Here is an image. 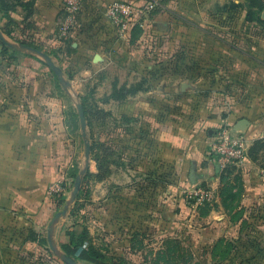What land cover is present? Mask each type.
Masks as SVG:
<instances>
[{"label":"crops","instance_id":"0c3cea01","mask_svg":"<svg viewBox=\"0 0 264 264\" xmlns=\"http://www.w3.org/2000/svg\"><path fill=\"white\" fill-rule=\"evenodd\" d=\"M4 1L9 10L0 11V32L10 42L23 44L29 41L32 43L28 46L39 44L45 50L48 48V56L61 69L64 79L67 78L69 88L66 91L61 84L60 87L56 84V76L45 63L40 62L39 57L12 50L0 42V264H64L49 249L47 241V228L57 213L56 200L48 194V186L65 178L78 161L76 155L80 125L78 130H74L69 124V115L74 111L70 88L75 87V80H79L80 76L86 75L84 80L91 82L99 69H105L107 65L119 63V66L125 67L133 63L132 67L137 72H132L141 73L138 75L141 81L129 85L113 82L106 97L112 93L114 83H117V87H124L125 94L133 87L138 90L134 94H127L124 100L110 99L105 103L99 101L96 105L105 111L117 108L121 116L130 114L126 117L128 120L134 118L138 129L133 140L125 138L127 128L124 132L120 130L119 161L117 164L107 161L104 188L107 187L108 191L112 188L113 192L121 187L116 176L124 181V177L143 175L147 171L137 165L129 166L133 154L136 160L149 158L150 174L158 175L160 149L173 159L177 157L188 164L191 186L203 182H210V187L219 186L216 168L209 156L210 145L214 141V132L220 126L229 125V119L217 117L209 120L214 124L198 126L191 119L189 122L184 118L183 124L172 125L169 119L164 121V115L169 116L176 107L175 88L155 87L154 82H157L160 75L168 79L186 78L188 81L180 84V90L186 91L184 96L190 95L192 98L202 94L203 91H199L201 82L207 81L209 84L202 89L208 92L214 90V95L209 97L208 109L218 112L226 108L240 109V104L234 102L213 103L215 95L221 90L215 93L210 84L217 80L225 84L226 80L232 78L246 80L245 72H240L237 66L240 62L247 65L250 60L254 62L253 51L256 46L259 44L264 47V9L257 11L255 7L250 8L248 0H166L169 3L166 12L156 11L149 16L150 20H139L126 38L118 43V36L111 41L110 38L102 40V37H106L104 34H99L100 40L95 38L88 41L83 37L81 29H78L83 25L79 17L93 0H81L82 10L70 39L66 41L57 39V30L64 16V0ZM248 12L256 13L253 20L246 19ZM195 18L199 22H195ZM102 20L97 18L91 25L93 30L105 28L101 24ZM147 23L153 35L150 42L144 45L149 48L147 55H151L149 58L145 56L144 59H137L131 54L135 53L138 46L143 47ZM159 36L166 39V48L171 52L183 47L184 70H178L175 56L171 61L168 60L169 67L164 73L159 74L155 70L153 60L156 52L161 53L162 57L171 56L168 53L165 55V51L161 52L165 48L160 47L164 39L154 41ZM113 45L120 46L114 55L110 51ZM240 45L247 51H242ZM3 47L7 52L4 53ZM144 67L146 71L142 70ZM67 70H71L74 81L68 79ZM92 91L95 93L94 88ZM85 93L81 91L82 95ZM239 120H231V127ZM252 129L255 127L252 126L248 134L255 135L257 132H251ZM110 143L113 146L115 141ZM89 158L87 169L95 180L99 169L91 155ZM97 184H93L95 188ZM253 190L252 182L247 179L244 191L248 196L241 201L242 206L254 204L255 200L249 198ZM67 198L68 192L65 194L66 201ZM229 217L218 199L215 208L204 217L207 232L211 231L216 238H235L240 234V223L247 219L259 225L258 229L262 231L258 239L264 240V216L256 217L253 214L234 222ZM69 225V213L59 218L54 225L53 241L61 253L62 245L69 243L65 232L73 231L71 228L66 230ZM208 226L215 229H208ZM226 227L231 231L221 229Z\"/></svg>","mask_w":264,"mask_h":264},{"label":"rangeland","instance_id":"374dc122","mask_svg":"<svg viewBox=\"0 0 264 264\" xmlns=\"http://www.w3.org/2000/svg\"><path fill=\"white\" fill-rule=\"evenodd\" d=\"M111 1L128 0H93L89 6L84 8L79 17L83 25L78 26V29H81V33H83L86 40L90 41L95 38L100 40L99 34L106 36L102 37V40L110 38L109 41H111L118 36L116 42L119 43L125 39L104 17L105 8ZM151 2L155 5L154 9L147 13H141L140 16H137L136 22L142 19L147 21L153 12L167 11L166 6L169 3L166 0H137L131 3L143 12ZM97 18L104 19L101 24L105 28L100 27L93 30L91 25L94 24ZM194 20L199 22L196 18ZM151 29V26L147 23L146 31H144L145 37L142 41L143 47L138 46L135 48V53H130L132 56H136L137 59H144L145 56L151 55V53L147 55L149 48L144 45L150 42L153 35ZM105 31L106 33H103ZM157 39L154 41L158 42L164 39L160 47L165 48L161 52L165 51V55L168 53L171 56L162 57L161 53L156 52L160 56L154 54L155 70L159 74L164 73L169 67L168 60L171 61L174 56L177 57L178 70H184L183 47L173 49L171 52L169 48H166L167 43H165L166 39L164 37L159 36ZM240 47L243 49L242 51H247L244 46L240 45ZM119 48L120 46L113 45L110 51L114 55ZM42 49H44L43 52L48 50V48L45 50L43 47ZM253 52L255 54L254 62L250 60L249 65L240 62L237 66L240 72H245L246 80L232 78L226 80L230 82L229 84L226 81L223 84L222 80L211 81L210 84L211 89H215V93L221 90L215 95L213 103L227 104L234 102L241 106L237 110L226 108L227 110L218 112L208 109L209 97L214 95L212 94L214 90L208 92L202 89L209 84L207 81L201 82V90L199 91H203L202 94L192 98H190V95L184 96L186 91L180 90V84L187 83L186 78L168 79L160 75L157 82H154L155 87L172 86L175 88L176 107L173 112H170L169 116L164 115V121L169 119L168 121L172 125L183 124L184 118H186L189 122V119H191V122L196 123L198 126L200 124L206 126L207 123H215L210 122L212 119L224 117L229 119L230 124L220 126L217 129L232 130L231 120L233 122L238 118L246 120L249 118L246 129L238 132L247 144L246 156L243 162L240 164L229 163L220 167L214 161L213 153L210 152L209 154L212 165L216 168L215 175L219 178L218 187H210V182L191 186L188 164L186 165L181 161L182 159L177 157L173 159L160 149L158 175L152 176L150 174L151 164L149 158L136 160L135 154H133L131 155L132 160L128 158L129 166L133 165L135 167L137 165L147 171H144L143 175L124 177V181H120L116 176V181L120 183L121 187L113 192L112 188L108 191L107 187L104 188L103 185L104 180L107 178L105 165L111 161L114 163L119 161L120 130L122 129L124 132L127 128L128 133L125 138L133 140L138 129L135 119L128 120L126 117L130 114L121 116L119 110L113 107L111 111H105L103 107H97V103L106 97L113 82L127 85L135 84V82L141 81L140 76H138L141 73L133 74L132 71H136L132 67L134 66L133 63L125 67H121L117 63V65H107L105 69H99L95 78L89 83L84 80V78H87L86 75L80 76L79 80H75V87L70 88L72 110L76 113L75 105L85 100L89 122L86 133L90 146H92L91 156L97 157L98 169L99 165L102 169L99 170L95 180H93L91 174L83 178L86 172H89L88 169L82 176L81 182L88 185V194L87 196L80 195L78 200L76 198L69 206L67 213H69L70 227H67L66 230L71 228L77 234H83L85 243L100 251L107 264H264V240L263 238L258 239L262 231L258 229V224H252L251 221L243 219L240 223V234L237 237L226 238L221 236L216 238L211 231L207 232V224L204 222V217L215 208L218 199L221 200L223 211L230 216V221L234 222L253 214L256 217L264 216V47H260L258 44ZM39 60L44 63L41 59ZM142 70L146 71L147 68L144 67ZM70 72L71 70H67L66 75L68 79L72 80ZM176 73H178L177 69ZM65 79L67 78L65 77ZM55 82L60 87L57 79H55ZM93 88L95 93L92 91ZM90 90L91 93H88ZM81 91L83 93L86 91V93L82 95ZM221 94L224 96H221ZM247 103L249 104L245 106ZM105 108L109 109V107ZM222 124L224 123L222 122ZM252 126L255 129H252L251 132H257L255 135L248 134ZM78 136L76 155L78 161L74 165L77 176L84 167V143L80 131ZM111 141H115L113 146L110 143ZM214 142L215 139L210 147ZM131 148L134 149L135 147ZM247 179L252 182L254 188L249 198H253L255 201L249 207H244L241 205V201L248 196L244 191ZM95 183H98L96 188L93 185ZM72 188L73 185L67 190V200ZM91 189L94 191L95 196L92 195ZM105 194H107L106 197H104ZM230 224L236 225L234 223ZM253 226L256 228L254 229ZM208 229L215 228L208 226ZM221 229L231 231L229 227ZM78 264L84 263L78 262Z\"/></svg>","mask_w":264,"mask_h":264},{"label":"built area","instance_id":"2783aa9c","mask_svg":"<svg viewBox=\"0 0 264 264\" xmlns=\"http://www.w3.org/2000/svg\"><path fill=\"white\" fill-rule=\"evenodd\" d=\"M64 16L57 30V39L66 41L70 39L71 32L75 28L77 15L81 12V0H64ZM151 2L142 12L129 1H111L105 8L104 17L113 25L122 38H126L133 27L137 25V16L154 9ZM215 142L212 144L210 152L214 155V161L218 166L226 164H240L246 156V145L242 136L231 129H217L215 132ZM68 184L65 178L57 180L48 186V194L57 199L67 192Z\"/></svg>","mask_w":264,"mask_h":264},{"label":"trees","instance_id":"16d2710c","mask_svg":"<svg viewBox=\"0 0 264 264\" xmlns=\"http://www.w3.org/2000/svg\"><path fill=\"white\" fill-rule=\"evenodd\" d=\"M4 2H5L4 0H0V11L7 12L9 10L8 9L9 6H7ZM248 2H249L250 8L255 7L257 11L264 9V1H262V0H248ZM255 14L256 13L248 12L246 19L247 20H253L255 17ZM78 15H77V17H78ZM30 43H32V42H29V41L23 42V44H25V45H31ZM33 47H35L36 49H38L40 51L44 50V49H42V47L39 44H37L36 46H33ZM3 51L5 53V52H7V49L5 47H3ZM44 52L47 55L50 54V52L48 50L44 51ZM137 88H139V87H137ZM137 90L138 89L133 87L131 89H128L127 93L125 94L124 93V91H125L124 87H117V83H114L112 86V93L108 97H105L102 100V102H104V103L108 102L110 99L115 100V101L124 100L127 97L126 96L127 94H134ZM80 104L83 108V113H84V117H85V121H86V127H89V122L87 120L85 100H83ZM69 124L74 130L79 129V120H78V114L77 113H71L69 115ZM90 150H91L90 155H92V146L90 147ZM92 158L96 162L98 161L97 157L93 156ZM101 169H102V167L99 165V170H101ZM75 171H76L75 167L73 166L65 176V180H66L67 184H69L68 185L69 187L74 184V181L77 177V173ZM88 175H90V173L87 171L83 178L87 177ZM69 187L67 189H69ZM87 194H88V185L84 184V182H81L79 193L76 196L77 200H78V197L80 195L87 196ZM55 200H56V207H57L56 211L58 212L65 205V202H66L65 196H61ZM65 235L68 237L69 243L62 245L61 248H62L63 253L67 257L71 258L75 262L82 261V262H87L90 264H107L104 256L101 254L100 251H98L93 246L87 245L85 243V240H84L85 238H84L83 234L80 235L74 231L67 230L65 232Z\"/></svg>","mask_w":264,"mask_h":264},{"label":"water","instance_id":"95a60500","mask_svg":"<svg viewBox=\"0 0 264 264\" xmlns=\"http://www.w3.org/2000/svg\"><path fill=\"white\" fill-rule=\"evenodd\" d=\"M0 42L15 51L18 52H27L30 53L34 56L39 57L47 66L48 68L54 73L56 78L58 79L59 83L61 84L62 88L64 90H68L69 88V82L64 79L63 73L61 69L56 66L52 59L45 53L42 52L34 47L25 45V44H16L13 42L8 41L3 34L0 32ZM77 108V114L79 118V125H80V132L83 138V143H84V167L83 169L79 172V175L76 177L72 191L70 193L69 199L66 201L65 205L63 206L62 210L57 212L52 220L50 226L47 228V241L49 245V249L64 263V264H77L75 261H73L71 258L67 257L65 254L61 253L58 248L55 246L54 241H53V230H54V225L58 221L59 218L65 216V214L68 211L69 206L75 201L76 196L80 190L81 186V181H82V176L84 175L85 171L88 168V162H89V157H90V142L87 137L86 133V121L83 113V108L80 103L76 105ZM248 126V121L246 119H240L235 126L232 128L233 132H241L246 129Z\"/></svg>","mask_w":264,"mask_h":264}]
</instances>
